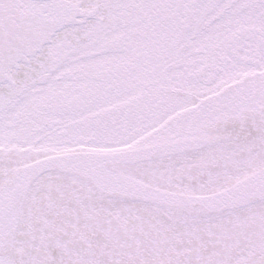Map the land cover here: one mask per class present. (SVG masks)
<instances>
[{
    "label": "snow or ice",
    "instance_id": "obj_1",
    "mask_svg": "<svg viewBox=\"0 0 264 264\" xmlns=\"http://www.w3.org/2000/svg\"><path fill=\"white\" fill-rule=\"evenodd\" d=\"M0 264H264V0H0Z\"/></svg>",
    "mask_w": 264,
    "mask_h": 264
}]
</instances>
